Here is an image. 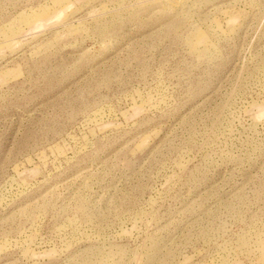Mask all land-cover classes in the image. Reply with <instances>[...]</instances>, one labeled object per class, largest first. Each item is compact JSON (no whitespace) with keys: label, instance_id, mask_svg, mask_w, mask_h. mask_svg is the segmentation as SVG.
<instances>
[{"label":"rangeland","instance_id":"1","mask_svg":"<svg viewBox=\"0 0 264 264\" xmlns=\"http://www.w3.org/2000/svg\"><path fill=\"white\" fill-rule=\"evenodd\" d=\"M0 264H264V0H0Z\"/></svg>","mask_w":264,"mask_h":264}]
</instances>
